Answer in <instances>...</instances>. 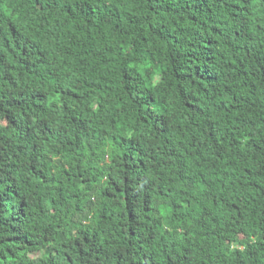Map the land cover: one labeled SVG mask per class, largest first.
I'll use <instances>...</instances> for the list:
<instances>
[{
  "label": "trees",
  "instance_id": "obj_1",
  "mask_svg": "<svg viewBox=\"0 0 264 264\" xmlns=\"http://www.w3.org/2000/svg\"><path fill=\"white\" fill-rule=\"evenodd\" d=\"M0 264H264V0H0Z\"/></svg>",
  "mask_w": 264,
  "mask_h": 264
}]
</instances>
